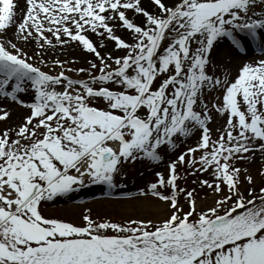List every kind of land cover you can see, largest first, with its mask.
<instances>
[{
    "label": "snow or ice",
    "instance_id": "obj_1",
    "mask_svg": "<svg viewBox=\"0 0 264 264\" xmlns=\"http://www.w3.org/2000/svg\"><path fill=\"white\" fill-rule=\"evenodd\" d=\"M73 44L86 67L49 54ZM0 124V264H264V186L240 166L264 155V0H0ZM169 149L147 185L166 215L43 214Z\"/></svg>",
    "mask_w": 264,
    "mask_h": 264
},
{
    "label": "rangeland",
    "instance_id": "obj_2",
    "mask_svg": "<svg viewBox=\"0 0 264 264\" xmlns=\"http://www.w3.org/2000/svg\"><path fill=\"white\" fill-rule=\"evenodd\" d=\"M73 47L76 48L75 44ZM78 48V47H77ZM80 48H78L79 51ZM81 50V49H80ZM82 51V50H81ZM56 54H53L55 56ZM82 52L81 54L75 55H63L60 54L59 58L64 60H71L73 57L76 58L77 64L73 66L86 67L85 57ZM257 58L255 52L250 53L249 56L243 57H230L224 55L222 58L216 60V64L221 68L227 67V69L234 76L237 72L238 67L245 61L250 59ZM218 93H213L215 96ZM215 121L212 123L211 127L215 130L218 127H222L224 123V118L219 115L214 114ZM192 139L184 141L181 146L184 144H191ZM169 155L174 158V152L172 150H167V153L164 156V161L160 162L158 165L147 162V161H138L130 163L125 166L126 175L118 176L116 178L117 187L116 189L122 188L123 195L125 196H111L106 197L104 194L100 196H94L91 198H82L81 193H75L71 198H57L54 201L46 203L43 208V214L47 217L52 218H61L66 221H70L74 224H81L82 215L85 213V210H90V214L93 218L104 220L111 219L116 222H123L125 219L129 218H157L162 217L168 213V208L164 202L159 201L157 198H154L148 193L147 185L155 180V171H165L167 160ZM240 166L242 168H248L250 173L254 177L256 184L264 186V176L259 175V172L264 168V155L256 153L255 157L248 161H241ZM199 175V174H198ZM198 176L188 175L187 184L189 187L197 188L199 193L198 202H204L207 204L212 203L214 194L211 190L207 188H201L198 184H193L192 181L196 180ZM200 178H208L210 176H201ZM184 182L181 181V184ZM97 186V185H96ZM92 187V186H91ZM106 186L100 187L101 193ZM243 187V186H242ZM85 188L84 190H88ZM144 190L143 193L141 190ZM258 192V188H257ZM114 195V194H112ZM152 202H160L163 205V212L156 213L149 205Z\"/></svg>",
    "mask_w": 264,
    "mask_h": 264
},
{
    "label": "bare ground",
    "instance_id": "obj_3",
    "mask_svg": "<svg viewBox=\"0 0 264 264\" xmlns=\"http://www.w3.org/2000/svg\"><path fill=\"white\" fill-rule=\"evenodd\" d=\"M21 7H23V0H21ZM14 34L13 29L10 28L8 31V36H12ZM34 48V45H28V47L26 48V50L28 51H32ZM84 53V55L86 54L84 51H81L78 48H74L73 45L66 47L63 51L60 50V48L58 47L55 53H49L50 55L56 54L59 55L63 54V55H75L77 56V54H81ZM13 107V113H12V118L10 121H8L9 124L18 121L24 114V109L23 108H19V107H15L14 105ZM3 124H0V127H2ZM99 194V190H97V188H92L91 190L86 191L85 193H83L84 198H91L94 196H97ZM151 203H149L150 207L156 212V213H162L163 212V205L160 202H152V200H150Z\"/></svg>",
    "mask_w": 264,
    "mask_h": 264
}]
</instances>
